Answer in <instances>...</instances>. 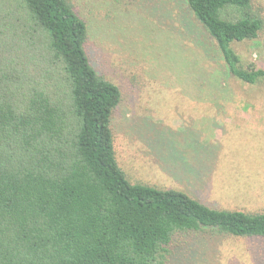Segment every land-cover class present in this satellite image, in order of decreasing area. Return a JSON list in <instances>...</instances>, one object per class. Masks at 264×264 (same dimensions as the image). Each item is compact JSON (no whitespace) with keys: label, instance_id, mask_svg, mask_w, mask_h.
I'll list each match as a JSON object with an SVG mask.
<instances>
[{"label":"trees","instance_id":"obj_1","mask_svg":"<svg viewBox=\"0 0 264 264\" xmlns=\"http://www.w3.org/2000/svg\"><path fill=\"white\" fill-rule=\"evenodd\" d=\"M151 2L191 15L232 78L264 79L233 49L263 29L252 0ZM88 32L69 0H0V264H186L189 234L264 239V211L127 179L110 128L121 94Z\"/></svg>","mask_w":264,"mask_h":264},{"label":"rangeland","instance_id":"obj_2","mask_svg":"<svg viewBox=\"0 0 264 264\" xmlns=\"http://www.w3.org/2000/svg\"><path fill=\"white\" fill-rule=\"evenodd\" d=\"M69 1L89 25L93 65L121 94L110 128L127 179L218 210L264 211V124L243 120L264 116V79L228 75L203 28L172 4ZM252 7L264 24V0ZM233 49L243 67L264 70V26ZM183 242L193 249L186 264H264V239L208 231Z\"/></svg>","mask_w":264,"mask_h":264},{"label":"crops","instance_id":"obj_3","mask_svg":"<svg viewBox=\"0 0 264 264\" xmlns=\"http://www.w3.org/2000/svg\"><path fill=\"white\" fill-rule=\"evenodd\" d=\"M259 108H251L249 107L248 110H251L250 112H245V114L247 113H254L255 110H258ZM241 114H244V112H239ZM243 120H248V121H251L252 123L256 124L257 126L261 125V124H264V116L262 117H247L246 119L243 118ZM259 132V131H258Z\"/></svg>","mask_w":264,"mask_h":264}]
</instances>
